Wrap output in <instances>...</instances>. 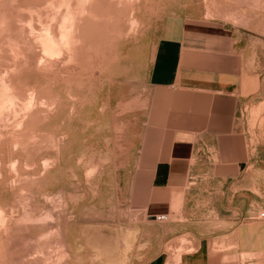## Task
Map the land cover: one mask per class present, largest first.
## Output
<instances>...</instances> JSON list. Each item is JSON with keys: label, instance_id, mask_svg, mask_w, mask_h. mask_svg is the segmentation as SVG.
Masks as SVG:
<instances>
[{"label": "rangeland", "instance_id": "obj_1", "mask_svg": "<svg viewBox=\"0 0 264 264\" xmlns=\"http://www.w3.org/2000/svg\"><path fill=\"white\" fill-rule=\"evenodd\" d=\"M177 16L232 30L264 92V0H0V264H147L201 237L212 264H264V96L237 113L242 197L197 192L165 223L130 198L154 48Z\"/></svg>", "mask_w": 264, "mask_h": 264}, {"label": "crops", "instance_id": "obj_2", "mask_svg": "<svg viewBox=\"0 0 264 264\" xmlns=\"http://www.w3.org/2000/svg\"><path fill=\"white\" fill-rule=\"evenodd\" d=\"M197 21L168 20L150 64L129 174L132 202L151 215L179 210L187 218L197 192L223 193L232 202L249 188V150L237 113L264 96L263 71L232 30ZM147 264H212L207 238L177 257L160 253Z\"/></svg>", "mask_w": 264, "mask_h": 264}, {"label": "built area", "instance_id": "obj_3", "mask_svg": "<svg viewBox=\"0 0 264 264\" xmlns=\"http://www.w3.org/2000/svg\"><path fill=\"white\" fill-rule=\"evenodd\" d=\"M153 219L157 223H165L168 221V216L166 214H159V215H154Z\"/></svg>", "mask_w": 264, "mask_h": 264}]
</instances>
